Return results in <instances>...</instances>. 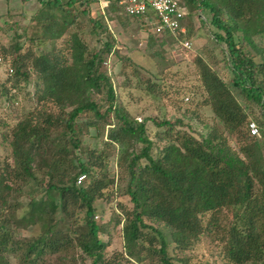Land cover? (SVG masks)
Wrapping results in <instances>:
<instances>
[{
    "label": "trees",
    "instance_id": "16d2710c",
    "mask_svg": "<svg viewBox=\"0 0 264 264\" xmlns=\"http://www.w3.org/2000/svg\"><path fill=\"white\" fill-rule=\"evenodd\" d=\"M106 1L108 11H120L126 18H143V15L128 16L116 1ZM181 1L184 5L207 10L211 15V26L222 32V35L214 34L213 38L225 46L224 56L231 81L223 83L204 64H200V79L213 115L231 135L237 134L235 140L245 159L229 154L225 148L212 145L210 141L198 143L184 133L176 134L177 146L167 145L152 155L144 125L135 122L115 105L109 79L100 71L102 57L110 52L113 42L89 51L73 33L64 40L63 50L67 55L54 46L40 55H34L30 50L23 53L20 44L14 43L9 51L2 52L4 58L11 57L13 81H25L30 69L36 74L37 83L43 87L38 100L45 98L56 105H65L69 110H61L56 116L43 114L41 123L35 124L30 115L11 129L12 163H5L0 171V264H8V257L17 259L19 264H37L45 255L65 254L69 250L78 251L88 264H120L122 255L137 261L149 259L155 264H177L167 255V244L157 226L170 230L172 243L181 249L202 234L200 218L203 214L209 213L212 219L217 220L223 209L229 210L234 218L224 242L227 262L264 264V185L258 186L257 183L253 191L260 174L264 175L261 141L249 135L247 116L236 101L240 97L258 107L264 121V62H255L245 50L252 36L264 35V0ZM66 3L87 6L94 1L66 0ZM42 4L46 6L44 10L53 9L58 6V0H41ZM35 17L36 12L30 22ZM91 22L93 26L102 28L96 20L91 19ZM70 25L71 22L67 29ZM238 31L242 34L241 41L236 35ZM65 33L59 31L49 40L59 39ZM160 34H166L172 42L185 40V33ZM32 39L28 41L36 48L44 42V39ZM91 92L104 97L106 110L103 114L89 99ZM110 112L115 124L108 128L106 139L118 146V153L121 156L125 154V145L129 141L142 145L138 154L121 160L126 170V185L121 193L128 199L131 209H122L124 253H117L114 261L104 259L106 246L98 239V227L93 221V203L102 197V191L111 181L105 176H90L92 166L101 170L97 158L81 162L72 155L79 145L75 119L91 114L92 118L105 122ZM59 125L67 130L71 148L66 150L65 145L58 146V140L50 141L53 149L43 152L48 157L45 160L48 161L45 172L48 179L41 186L43 196L27 195L29 199L23 214L12 218L11 213L19 204L6 201L11 187L1 184V181L21 180L23 184L28 180L36 181L31 168L36 147L42 139H48L46 131L57 130ZM94 125V122L87 123L89 127ZM159 125L171 126L168 122ZM68 157L77 162L76 168L72 164L64 165V159ZM79 175L88 178L85 185L76 184ZM18 190H21L20 186ZM58 209L64 219H72L77 224V235L69 230H59ZM79 214L81 218L77 219ZM21 225L38 226L40 233L20 243L14 237L15 230Z\"/></svg>",
    "mask_w": 264,
    "mask_h": 264
},
{
    "label": "rangeland",
    "instance_id": "374dc122",
    "mask_svg": "<svg viewBox=\"0 0 264 264\" xmlns=\"http://www.w3.org/2000/svg\"><path fill=\"white\" fill-rule=\"evenodd\" d=\"M40 2L41 0H0V171L5 163H12L10 132L17 122L32 115L33 124L41 123L43 114L56 116L61 110H69L67 106L56 105L45 98L38 100L43 87L37 83L36 74L30 69L27 70L25 81L20 79L15 83L11 73V57L4 58L3 50L9 51L10 46L17 43L23 53L30 50L34 55H40L49 52L51 46H54L67 55V51L63 50L64 40L69 39L73 33H76L89 51L113 42L110 52L102 57L100 71L109 79L115 105L135 122L144 125L152 155L167 145L177 146L176 134L184 133L198 143L210 141L212 145L225 148L229 154L245 159L235 140L237 134L231 135L213 115L209 97L200 79V64H204L223 83L231 81L228 62L224 56L225 46L213 38L214 34L222 35V32L211 26V15L207 10L196 8L195 5H184V38L190 43V51L184 55L173 53L179 39L172 42V38L166 34L155 32L153 23L156 24L157 19L150 10L145 12L147 18L132 19L126 18L120 11H108L103 1L86 6L67 5L66 0H58V6L53 9L50 7L49 10H44L46 6L40 5ZM35 12L36 17L30 22ZM91 19L96 20L102 28L93 26ZM69 22L72 25L67 29ZM59 31L66 33L59 39L49 40ZM236 35L241 41V32L238 31ZM29 38L44 39V42L36 48L28 41ZM245 50L255 62H264V35L252 36ZM88 97L103 114L106 110L104 97L94 92L89 93ZM236 101L243 108L248 125L253 123L257 128L258 135L254 139L261 141L264 167V121L261 112L258 107L240 97ZM107 119L105 122L96 120L91 114H83L75 119L74 128L79 145L72 151V155L81 162L97 158L101 170L92 166L90 176H105L106 180L111 181L102 191V197L93 203V221L98 227V239L106 246L103 251L104 259L114 261L117 253H124L121 239L122 209H131L128 199L121 193L126 185V170L121 160L138 154L142 145L129 141L125 145V154L121 156L118 146L106 139L108 128L115 124L111 112ZM89 122H94L95 125L89 127ZM161 122H168L171 126L159 125ZM55 129L46 131L48 139H42L39 147H36V156L31 163L36 181L28 180L25 184L21 180L1 181V184L11 187L6 201L19 204L12 211V218L23 214L29 199L27 195L43 196L41 186L48 179L45 174L48 162L45 160L48 157L43 152L53 149L50 141L58 140V146L65 145L66 150L71 148L63 125ZM64 160V165L68 163L77 167V162L71 157ZM258 178L253 191L257 188V183L258 186L264 185V175L260 174ZM77 180L80 186L88 182L84 175H79ZM19 186L21 190H18ZM210 215L205 213L200 218L202 234L181 249L172 243L170 230L162 225L149 223L158 227L167 244V255L177 264H229L224 256V242L226 231L234 218L227 209L219 212L217 220ZM80 218L81 214L77 216V219ZM56 219L59 230H69L77 235V224L72 219H64L59 209ZM39 233L38 226L21 225L15 230L14 238L21 243ZM122 257L124 259L119 260L120 264H155L149 259L137 261L125 255ZM7 261L8 264H19L13 257H8ZM37 264H88V260L78 251L69 250L65 254L45 255Z\"/></svg>",
    "mask_w": 264,
    "mask_h": 264
},
{
    "label": "built area",
    "instance_id": "2783aa9c",
    "mask_svg": "<svg viewBox=\"0 0 264 264\" xmlns=\"http://www.w3.org/2000/svg\"><path fill=\"white\" fill-rule=\"evenodd\" d=\"M77 2H104L106 6V0H72ZM116 1L119 6L122 7L124 13L128 16H141L147 18L144 14L147 10L153 12V15L157 19V23H153V27L156 33L169 32L172 35L184 34L185 28L183 21L186 16V8L180 0H113ZM190 51V43L187 40L177 41V45L173 50V53L186 54ZM248 132L251 137L258 135L256 126L251 123L248 125ZM78 184V180L76 181Z\"/></svg>",
    "mask_w": 264,
    "mask_h": 264
}]
</instances>
